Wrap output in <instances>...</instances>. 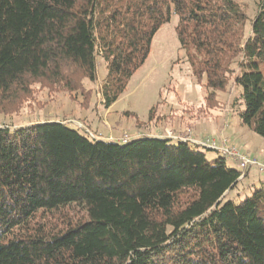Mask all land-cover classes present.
I'll list each match as a JSON object with an SVG mask.
<instances>
[{"label": "trees", "instance_id": "trees-1", "mask_svg": "<svg viewBox=\"0 0 264 264\" xmlns=\"http://www.w3.org/2000/svg\"><path fill=\"white\" fill-rule=\"evenodd\" d=\"M246 1L0 0V113L31 82L82 91L100 58L109 110L177 15L207 102L234 83L242 124L264 138V0L254 18ZM252 169L153 134L123 143L66 120L2 126L0 264H264Z\"/></svg>", "mask_w": 264, "mask_h": 264}, {"label": "rangeland", "instance_id": "rangeland-1", "mask_svg": "<svg viewBox=\"0 0 264 264\" xmlns=\"http://www.w3.org/2000/svg\"><path fill=\"white\" fill-rule=\"evenodd\" d=\"M257 1H246L251 18ZM178 23L179 17L173 15L156 34L147 61L109 110L104 107L101 93L107 69L100 58L97 82L85 81L82 91L68 92L48 82H31L28 93L7 103L4 113H0V127L14 129L34 122L66 120L71 127L83 125L100 139L117 142L152 134L161 138L195 135L205 141L215 139L219 144L227 140L229 146L264 162V138L242 124L236 112L240 92L234 83L219 92L215 101L207 102V90L193 77L181 49ZM205 152L210 159L218 157L217 152ZM227 161L240 168L234 160ZM257 170L253 167L251 176L264 180V172Z\"/></svg>", "mask_w": 264, "mask_h": 264}, {"label": "built area", "instance_id": "built-area-1", "mask_svg": "<svg viewBox=\"0 0 264 264\" xmlns=\"http://www.w3.org/2000/svg\"><path fill=\"white\" fill-rule=\"evenodd\" d=\"M94 138V135H92ZM169 138V137H166ZM172 139L175 140H181V141H189L198 143L200 145L206 146L210 149L217 150L223 157L227 159L234 160L239 166L241 170H247L250 167L257 168L260 172H264V162L260 161L256 158H251L243 154L240 150L237 148L229 146V142L225 140L223 143H217V140L215 139H208L206 141H197L191 138V136H185V137H172ZM130 139L128 137L123 139V143L128 142Z\"/></svg>", "mask_w": 264, "mask_h": 264}, {"label": "crops", "instance_id": "crops-1", "mask_svg": "<svg viewBox=\"0 0 264 264\" xmlns=\"http://www.w3.org/2000/svg\"><path fill=\"white\" fill-rule=\"evenodd\" d=\"M197 140H202L204 137H200V136H195V135H193ZM249 156V155H248ZM250 157V156H249ZM251 158H253L252 156H251ZM252 172V171H251ZM250 172V173H251Z\"/></svg>", "mask_w": 264, "mask_h": 264}]
</instances>
